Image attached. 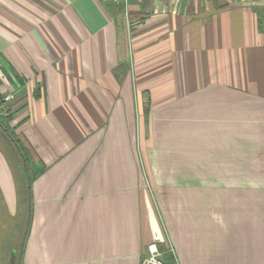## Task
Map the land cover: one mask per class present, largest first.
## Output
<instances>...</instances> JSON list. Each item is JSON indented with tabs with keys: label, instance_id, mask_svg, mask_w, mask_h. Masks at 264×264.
Wrapping results in <instances>:
<instances>
[{
	"label": "crops",
	"instance_id": "1",
	"mask_svg": "<svg viewBox=\"0 0 264 264\" xmlns=\"http://www.w3.org/2000/svg\"><path fill=\"white\" fill-rule=\"evenodd\" d=\"M124 11L0 0V213L11 140L41 169L20 264H141L155 235L177 264H264V0Z\"/></svg>",
	"mask_w": 264,
	"mask_h": 264
},
{
	"label": "trees",
	"instance_id": "2",
	"mask_svg": "<svg viewBox=\"0 0 264 264\" xmlns=\"http://www.w3.org/2000/svg\"><path fill=\"white\" fill-rule=\"evenodd\" d=\"M3 101L0 97V107L2 106ZM11 120V115L7 116L5 119L0 118V128L4 134H7L9 131V121ZM7 136L11 137L10 134ZM13 145L17 148V153L20 157V165H15L14 171L17 177V192H18V202L19 205L22 206V214L25 218L26 230L24 232V236L21 241V249H20V261L23 253L25 237L27 231L30 227V211H31V183L32 180L37 177L40 173V170L37 165L32 162V159L29 157L27 150H25L22 146L17 145L15 140H11ZM158 250L160 253V260L162 264H177L174 253L172 249L165 244H158Z\"/></svg>",
	"mask_w": 264,
	"mask_h": 264
},
{
	"label": "rangeland",
	"instance_id": "3",
	"mask_svg": "<svg viewBox=\"0 0 264 264\" xmlns=\"http://www.w3.org/2000/svg\"><path fill=\"white\" fill-rule=\"evenodd\" d=\"M158 158V152H156ZM158 170V169H157ZM158 174V172H156ZM151 188V202L158 218L159 183L153 182ZM23 210V209H22ZM25 218L22 211L18 214L5 216L0 213V264H20L21 241L26 230ZM156 221L153 219V223ZM157 225V223H156ZM26 241V239H25ZM25 243V242H24ZM13 252H15L13 257Z\"/></svg>",
	"mask_w": 264,
	"mask_h": 264
},
{
	"label": "built area",
	"instance_id": "4",
	"mask_svg": "<svg viewBox=\"0 0 264 264\" xmlns=\"http://www.w3.org/2000/svg\"><path fill=\"white\" fill-rule=\"evenodd\" d=\"M103 1L109 2L113 5L123 7V9L125 10L124 15L126 17L128 26L131 25L130 26L131 28H137L136 24H130L129 18L127 17L128 12L126 11V7L128 6L129 0H103ZM161 243H164V240H162L160 237L155 235L153 237L152 242L147 246L143 254V257L141 259V264H162L160 260V253L158 250V244H161Z\"/></svg>",
	"mask_w": 264,
	"mask_h": 264
},
{
	"label": "water",
	"instance_id": "5",
	"mask_svg": "<svg viewBox=\"0 0 264 264\" xmlns=\"http://www.w3.org/2000/svg\"><path fill=\"white\" fill-rule=\"evenodd\" d=\"M14 254H15V252H13V257H14ZM12 264V263H11Z\"/></svg>",
	"mask_w": 264,
	"mask_h": 264
}]
</instances>
